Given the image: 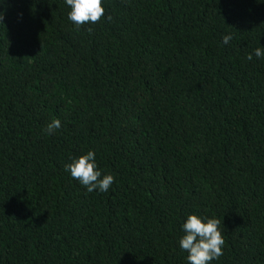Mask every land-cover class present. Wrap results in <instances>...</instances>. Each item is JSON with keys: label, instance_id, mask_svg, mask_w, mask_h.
Returning <instances> with one entry per match:
<instances>
[{"label": "trees", "instance_id": "16d2710c", "mask_svg": "<svg viewBox=\"0 0 264 264\" xmlns=\"http://www.w3.org/2000/svg\"><path fill=\"white\" fill-rule=\"evenodd\" d=\"M102 6L0 0V264H187L189 215L264 264V0ZM89 151L107 192L65 170Z\"/></svg>", "mask_w": 264, "mask_h": 264}, {"label": "clouds", "instance_id": "9594fccd", "mask_svg": "<svg viewBox=\"0 0 264 264\" xmlns=\"http://www.w3.org/2000/svg\"><path fill=\"white\" fill-rule=\"evenodd\" d=\"M70 7L68 19L79 30L85 24L99 23L106 14L103 7V0H66ZM111 20L112 17L108 16ZM4 13H0V24H3ZM89 33L93 29H87ZM233 39L231 35L223 37V43L228 44ZM256 58L264 59V47H258L254 51ZM247 60L252 61L253 55L249 54ZM61 121L53 119L46 127L45 132L53 134L61 128ZM65 170L70 172L74 180L84 186L89 193L99 190L107 192L115 182V176L102 174L99 169L95 152L89 151L85 155L73 159L65 165ZM184 235L179 241V247L188 253L187 264H212V261L219 260L223 256V249L226 245L223 231L221 230V220L217 218L201 217L189 215L182 225Z\"/></svg>", "mask_w": 264, "mask_h": 264}]
</instances>
